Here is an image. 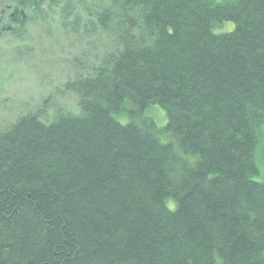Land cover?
Wrapping results in <instances>:
<instances>
[{"label":"trees","instance_id":"obj_1","mask_svg":"<svg viewBox=\"0 0 264 264\" xmlns=\"http://www.w3.org/2000/svg\"><path fill=\"white\" fill-rule=\"evenodd\" d=\"M4 6L72 77L0 131V264H264V0Z\"/></svg>","mask_w":264,"mask_h":264},{"label":"rangeland","instance_id":"obj_2","mask_svg":"<svg viewBox=\"0 0 264 264\" xmlns=\"http://www.w3.org/2000/svg\"><path fill=\"white\" fill-rule=\"evenodd\" d=\"M232 27V24L225 23L220 28H215L214 32L216 34L229 32ZM1 46L2 43H0ZM2 49L4 48L2 47ZM7 50H12V48L8 47ZM70 54H73V58L78 55L76 52ZM70 54L67 53L68 56ZM69 58L71 57H67V59ZM10 59V57L0 56V131L13 122L16 117L29 110V104L36 103L48 92L61 88L66 82L67 76L72 77L71 72H67L65 64H62L63 59L60 60L58 56L53 59L49 58L53 61H38L35 67H33L35 62L27 65L26 63L13 62ZM71 102H73L72 99ZM142 115L144 118L153 119L158 128L164 127L167 123L165 112L158 106L148 107ZM118 120L121 123L126 122L124 118H118ZM159 139L163 143L167 142L163 136H159ZM261 148L264 149V142ZM258 165L261 176L256 181L264 182V154L261 161L258 159ZM170 205L173 206L172 203Z\"/></svg>","mask_w":264,"mask_h":264},{"label":"flooded vegetation","instance_id":"obj_3","mask_svg":"<svg viewBox=\"0 0 264 264\" xmlns=\"http://www.w3.org/2000/svg\"><path fill=\"white\" fill-rule=\"evenodd\" d=\"M9 7L7 6H4V7H0V31L2 30L3 26L7 25V19L10 18V17H13L14 16V11L10 8V9H7ZM5 9V13L2 14L1 13V10Z\"/></svg>","mask_w":264,"mask_h":264},{"label":"water","instance_id":"obj_4","mask_svg":"<svg viewBox=\"0 0 264 264\" xmlns=\"http://www.w3.org/2000/svg\"><path fill=\"white\" fill-rule=\"evenodd\" d=\"M2 13H4V11H2Z\"/></svg>","mask_w":264,"mask_h":264}]
</instances>
